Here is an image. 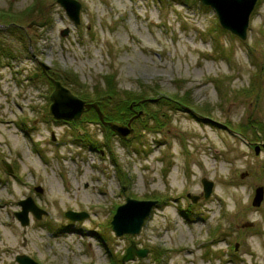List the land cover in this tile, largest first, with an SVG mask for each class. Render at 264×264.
<instances>
[{"label":"rangeland","instance_id":"rangeland-1","mask_svg":"<svg viewBox=\"0 0 264 264\" xmlns=\"http://www.w3.org/2000/svg\"><path fill=\"white\" fill-rule=\"evenodd\" d=\"M58 1L0 0V264H122L132 242L126 264H264V0L246 40L200 0H76L80 24ZM54 81L134 133L56 119ZM28 198L47 215L23 226ZM129 198L157 205L119 237Z\"/></svg>","mask_w":264,"mask_h":264},{"label":"water","instance_id":"water-1","mask_svg":"<svg viewBox=\"0 0 264 264\" xmlns=\"http://www.w3.org/2000/svg\"><path fill=\"white\" fill-rule=\"evenodd\" d=\"M206 6L214 8L217 12L221 26L239 36L242 40L247 39V32L249 28L250 17L257 5L258 0H200ZM63 8L67 11L70 18L76 23L80 24V14L82 5L76 0H59L58 1ZM65 34V33H63ZM41 68L46 73L49 68L40 63ZM37 77V76H36ZM55 92L51 96L52 105L50 107V114L56 119L74 120L78 119L87 110L95 109L100 116L101 122L107 126L109 125L115 133L123 138L127 135L133 134L134 130L123 125L107 123L105 122V115L101 112L98 102L89 104L84 100H81L72 92L62 86L60 82L54 81ZM142 115V113L140 114ZM259 150L257 151V153ZM9 172L12 173L10 166L6 165ZM204 186V198L210 197L214 183L211 181L203 180ZM36 191L42 192L41 188H37ZM191 200L196 203L200 197L190 196ZM264 200V187L258 186L256 189V195L253 201L254 207H260ZM22 211L16 213L17 219L23 226L29 225V215L32 213L38 220L47 213L40 209L32 198H28L25 201L20 202ZM157 202L154 201H137L134 199H127V202L120 206L112 220V230L114 233L121 237L124 235H138L140 234L142 227L146 219L151 215ZM66 217L72 221H84L89 217L87 213H76L69 211L66 213ZM148 250L138 249L136 244L132 242L131 246L127 249V253L122 260V264H126L129 261L134 260L136 257L146 258ZM17 262L19 264H38L27 256H18Z\"/></svg>","mask_w":264,"mask_h":264},{"label":"trees","instance_id":"trees-1","mask_svg":"<svg viewBox=\"0 0 264 264\" xmlns=\"http://www.w3.org/2000/svg\"><path fill=\"white\" fill-rule=\"evenodd\" d=\"M2 19H4V18H2ZM112 91H113V90H112ZM110 95H115V94L112 93V94H110ZM114 99H115L114 97L110 96V97L108 98V101L111 102V101H114ZM136 101H137L136 104H137V106H138V105H139L138 103H140V102H139V99L136 100ZM136 104H134V105L136 106Z\"/></svg>","mask_w":264,"mask_h":264}]
</instances>
